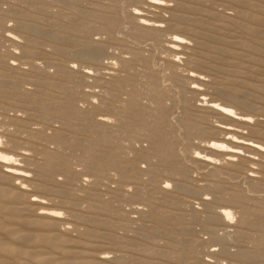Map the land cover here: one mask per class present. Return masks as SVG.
<instances>
[{"label": "rangeland", "instance_id": "374dc122", "mask_svg": "<svg viewBox=\"0 0 264 264\" xmlns=\"http://www.w3.org/2000/svg\"><path fill=\"white\" fill-rule=\"evenodd\" d=\"M0 15V152L28 175L0 168L5 264H264V0Z\"/></svg>", "mask_w": 264, "mask_h": 264}, {"label": "bare ground", "instance_id": "6f19581e", "mask_svg": "<svg viewBox=\"0 0 264 264\" xmlns=\"http://www.w3.org/2000/svg\"><path fill=\"white\" fill-rule=\"evenodd\" d=\"M181 1V0H180ZM155 2V1H154ZM204 3V2H203ZM154 5V4H153ZM193 5V4H192ZM196 5V4H195ZM158 7V6H157ZM202 8V7H201ZM206 8V7H205ZM242 9V8H241ZM248 10V9H247ZM250 12H251V10H250ZM141 13H138V15H139V17H141L142 15H140ZM197 14V13H196ZM1 16V15H0ZM2 17V16H1ZM46 18V17H45ZM57 19V18H56ZM174 22V21H173ZM249 23V22H248ZM183 25V24H182ZM162 26V25H161ZM216 27V26H215ZM195 28V27H194ZM243 28V27H242ZM245 29V28H244ZM247 29V28H246ZM251 30H252V28H251ZM257 30V29H256ZM229 31V30H228ZM258 31V30H257ZM208 32V31H207ZM256 32V31H255ZM256 34V33H255ZM258 34V33H257ZM261 34V33H260ZM222 36H224V35H222ZM243 37V36H242ZM235 38V37H234ZM240 38V37H239ZM211 39V38H210ZM90 40V39H89ZM180 42V40H179V38L178 37H174L173 38V40H172V44H174V45H176L177 43H179ZM36 49V48H35ZM234 59V58H233ZM251 64V63H250ZM236 67V66H235ZM264 68V67H263ZM9 78V77H8ZM255 82V81H254ZM258 83V82H257ZM260 83V82H259ZM44 89V88H43ZM246 89V88H245ZM51 91V90H50ZM250 91V90H249ZM22 103V102H21ZM213 109L215 110V111H217L220 115H222L224 118H226V119H231L232 118V113H234L233 112V110H231V108H229V107H226V106H222V105H219L218 103L216 104V103H214L213 104ZM210 113V112H209ZM18 118V117H17ZM163 119V115H161L160 116V120H161V122L163 121L162 120ZM246 124V123H245ZM225 126V125H224ZM222 129H224V130H228V128H226V127H222ZM18 131V130H17ZM19 139V138H18ZM21 140V139H20ZM60 141V140H59ZM251 143V142H250ZM245 145H250V146H253V147H255V148H257V149H259V150H263V148L261 149L260 147H259V145H257V146H254V145H252V143L251 144H246V143H244ZM214 146V148H223V147H226L225 146V144L224 145H221L220 143H211V146L210 147H213ZM232 148H235V149H231V150H229L228 151V153H227V155H230V156H233V155H238V154H240V149H239V147L237 146V147H232ZM87 149V148H86ZM47 150V149H46ZM89 150V149H88ZM87 150V151H88ZM43 151V150H42ZM43 153H44V151H43ZM48 154V153H47ZM24 156H26V154H24ZM15 158V157H14ZM12 156H9V155H5V154H2L1 152H0V168H2V177L3 178H5V181L7 180V179H10V180H17L18 182H26V181H28V175H27V170H24V169H22V168H20L16 163H15V159H14ZM257 162V161H256ZM37 168V167H36ZM29 174V173H28ZM244 176V175H243ZM0 180H1V178H0ZM12 182V181H11ZM17 183V182H16ZM4 185V184H3ZM22 187H24L23 185H22ZM20 189H21V187H20ZM20 191V190H19ZM2 193H0V196H2V195H5L6 193L4 192L3 193V191H1ZM25 193V192H24ZM27 193V192H26ZM26 195V194H25ZM168 196V195H167ZM7 198V197H6ZM34 199V198H33ZM33 201H36L37 203H33V204H31V205H41V206H44V205H42V204H44V203H42L41 201H39V200H33ZM16 204V203H15ZM29 204V203H28ZM22 205V204H21ZM44 209V208H43ZM41 211H43V210H41ZM51 211V210H50ZM228 211V212H227ZM227 211H225V210H223L222 211V214L225 216V217H227V219H228V217L230 218V213H229V210H227ZM43 212H45V211H43ZM40 213V212H39ZM46 214H48L50 217H52L53 219H57L58 218V213H56V212H49V213H46ZM29 215V214H28ZM28 217H30V216H28ZM32 217V216H31ZM40 219V218H39ZM48 219V218H47ZM10 223V222H9ZM61 224V223H60ZM16 225V224H15ZM19 225V224H18ZM17 225V226H18ZM55 227V226H54ZM53 227V228H54ZM57 227V226H56ZM29 232H31V230H29ZM34 232H36V230H34ZM32 233H33V230H32ZM43 233V232H42ZM54 233V232H53ZM22 240V239H21ZM27 241V240H26ZM260 241V240H259ZM262 241V240H261ZM33 242V241H32ZM19 243H20V241H19ZM53 243V242H52ZM51 243V244H52ZM33 245V244H32ZM14 250L13 251H11V252H14L15 251V253H17L16 255H21V253H22V251L20 250V249H18V248H13ZM44 249V248H43ZM0 250H2V251H6V248L4 249V248H2V244H0ZM24 253V252H23ZM69 253V252H68ZM75 254V253H74ZM24 255V254H23ZM29 255L30 256H36V254H34V253H29ZM66 255H67V252H66ZM76 255V254H75ZM82 255H84V254H82ZM63 256H64V254H63ZM72 256H74L73 254L71 255V257ZM78 256V255H77ZM81 256V255H80ZM86 256V255H85ZM248 256H250V257H256L257 256V254L256 253H252V254H248ZM25 257H27L26 255H25ZM74 257H76V256H74ZM1 259V258H0ZM17 259V258H16ZM21 259V258H20ZM105 259V257H102V260H104ZM71 260V259H70ZM12 261V260H11ZM36 262H37V260H36ZM38 262H39V259H38ZM58 262V261H57ZM102 262V261H101ZM16 264H30V263H28V262H15ZM34 263H35V261H34ZM41 263V262H40ZM42 263H45V260H43V262ZM64 263V262H63ZM63 263H58V264H63ZM0 264H5V262L1 259L0 260ZM10 264H14V263H10ZM35 264H37V263H35ZM72 264V263H71Z\"/></svg>", "mask_w": 264, "mask_h": 264}]
</instances>
